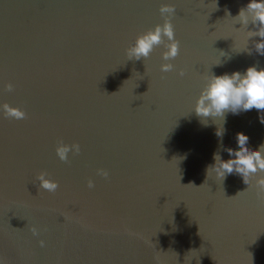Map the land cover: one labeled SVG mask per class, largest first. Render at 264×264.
<instances>
[{
    "label": "water",
    "instance_id": "obj_1",
    "mask_svg": "<svg viewBox=\"0 0 264 264\" xmlns=\"http://www.w3.org/2000/svg\"><path fill=\"white\" fill-rule=\"evenodd\" d=\"M248 2L0 0V106L26 113L0 107V264H264V172L207 174L237 132L264 143V110L226 113L222 138L224 118L193 110L206 76L264 67L233 18ZM162 3L179 54L163 59L164 37L128 60ZM61 143L80 150L61 160Z\"/></svg>",
    "mask_w": 264,
    "mask_h": 264
},
{
    "label": "clouds",
    "instance_id": "obj_2",
    "mask_svg": "<svg viewBox=\"0 0 264 264\" xmlns=\"http://www.w3.org/2000/svg\"><path fill=\"white\" fill-rule=\"evenodd\" d=\"M160 12L161 14H168L165 16L164 23L157 24L154 28L136 37L135 42L126 49L128 60L146 59L164 37H167L168 43L166 50L162 53L163 59L170 61L179 54L180 41L175 38V29L170 18L171 15L175 14V8L170 3H162ZM233 18L235 21L238 20L242 26H247L251 21L256 30L247 31L248 40L250 37L259 36L261 39L254 41V47L257 53L264 55V0H249L247 5L242 7ZM160 67L161 71L167 72L173 70L175 66L172 63H162ZM180 75H184L183 70L180 71ZM205 80L193 110L198 117L224 118L222 125L216 127L215 134L217 137L222 138L226 131L224 127L226 113L238 114L240 111H248L253 108L264 110V67L252 64L243 72L235 70L231 73H211L205 77ZM5 87L11 90L13 85L8 83ZM0 107L8 116L20 119L26 115L20 108L11 107L7 103ZM259 119L261 123H264V118H261V115ZM205 121L202 122L205 123ZM248 142L249 136L245 132H237V146L224 148L228 152L229 158L222 159L219 151L214 152L215 163L207 168V174L211 169L223 182L229 174L236 173L242 177L245 184L249 185L254 173L264 172V143L252 148ZM73 148L77 152L80 150L78 144L69 146L61 143L57 146L56 152L61 160H67L68 153ZM102 174L108 175L106 171H103ZM37 179L40 181V187L48 191H55L58 187V182L46 178L44 172H41ZM256 185L258 190L264 191V176H259L256 179ZM88 186L93 187L92 180H89ZM32 231L34 235L37 234L35 228ZM40 243L42 246L44 245L43 240Z\"/></svg>",
    "mask_w": 264,
    "mask_h": 264
}]
</instances>
